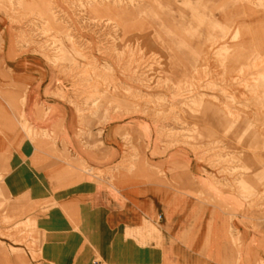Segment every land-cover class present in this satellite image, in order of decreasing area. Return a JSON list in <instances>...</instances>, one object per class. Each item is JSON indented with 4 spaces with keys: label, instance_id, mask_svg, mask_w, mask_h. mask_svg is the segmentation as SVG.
I'll return each instance as SVG.
<instances>
[{
    "label": "rangeland",
    "instance_id": "rangeland-1",
    "mask_svg": "<svg viewBox=\"0 0 264 264\" xmlns=\"http://www.w3.org/2000/svg\"><path fill=\"white\" fill-rule=\"evenodd\" d=\"M0 23L59 70L67 83L58 96L81 118H128L118 163L101 170L77 164L90 183L142 186L149 168L166 176L163 164L146 157L140 132L148 121L150 154L185 158L186 172L195 165L202 207L232 213L234 258L219 263L243 264L249 234L251 246L264 248V0H0ZM20 120L35 140L39 134ZM167 166L169 173L179 167ZM160 220L145 219L126 236L141 249L149 239L161 247L153 229ZM46 237L34 209L13 206L0 189V264H49L41 260ZM248 264H264V254Z\"/></svg>",
    "mask_w": 264,
    "mask_h": 264
},
{
    "label": "crops",
    "instance_id": "crops-1",
    "mask_svg": "<svg viewBox=\"0 0 264 264\" xmlns=\"http://www.w3.org/2000/svg\"><path fill=\"white\" fill-rule=\"evenodd\" d=\"M17 36L15 28L0 23V189L13 206L34 209L47 235L41 260L224 264L219 261L233 259L228 235L232 223L227 219L232 213L218 206L202 207L195 162L186 172L181 169L185 158L150 154L148 121L147 130L140 132L147 143L146 157L163 164L166 178L149 168V183L142 186L107 188L90 183L77 164L101 170L118 163L125 152L120 126L128 118L103 124L101 118H81L67 99L58 96L67 83L59 70L33 46H21ZM21 117L39 134L35 140L27 135ZM132 131L137 136L138 131ZM170 163L179 169L167 172ZM170 179L176 180V186L166 185L164 181ZM187 179L193 181L188 190ZM157 214L160 224L153 229L159 232L162 246L149 239V246L141 249L126 231ZM241 227L244 234L245 226ZM251 235L242 240L243 264L251 255L264 254V248L250 245Z\"/></svg>",
    "mask_w": 264,
    "mask_h": 264
}]
</instances>
